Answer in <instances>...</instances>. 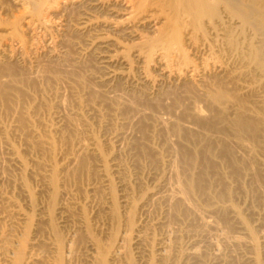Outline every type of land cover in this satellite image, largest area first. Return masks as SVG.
I'll return each instance as SVG.
<instances>
[{
  "label": "bare ground",
  "instance_id": "bare-ground-1",
  "mask_svg": "<svg viewBox=\"0 0 264 264\" xmlns=\"http://www.w3.org/2000/svg\"><path fill=\"white\" fill-rule=\"evenodd\" d=\"M5 1L21 15L0 27V264H264V0H0V14ZM57 10L59 42L72 30L88 44L55 65L33 37ZM135 67L153 91L113 92ZM123 152L164 167L138 200Z\"/></svg>",
  "mask_w": 264,
  "mask_h": 264
},
{
  "label": "rangeland",
  "instance_id": "rangeland-1",
  "mask_svg": "<svg viewBox=\"0 0 264 264\" xmlns=\"http://www.w3.org/2000/svg\"><path fill=\"white\" fill-rule=\"evenodd\" d=\"M5 3H6V6L8 5V11L9 12H6V14L4 13H2V14H0V27L2 26V25H4L6 22H8L9 20H13L15 17H18L19 15H21V10H17V8H15L16 6L13 4L12 5V3L11 2H6L5 1ZM11 3V4H10ZM63 6V5H62ZM12 7V8H11ZM8 13V14H7ZM11 14V16H10V14ZM17 14V15H16ZM61 14H62V11L61 10H57V11H55V12H52V15H51V17L49 16V18L48 19H51V20H49L50 22L52 21L53 22V24H55V29L50 33V34H48L47 35V33H45L44 32V30H39L38 32H37V34L33 37V40L35 39V43L37 44V46L39 45H41L40 47H39V49H40V51L42 52H40L41 53V56H42V58H43V60L44 59H46L45 61H47L49 58V62H51V63H53V61H55V60H57V61H55V65H56V63H60L59 62V60H58V57L59 56H61L62 55V53L64 52V50H65V52L67 53L68 52V54H74V56L73 57H75L76 55H78L79 54V52L81 53V52H83V50H85L86 48L85 47H87V44H88V42L86 41L87 39L86 38H83V37H80V36H76L75 35V33L71 30V32L70 33H68L67 34V36H66V40L68 39H71L70 41H69V44L67 43H60L59 42V40L62 38V37H60L59 35L61 34V32H59V31H61L63 28H62V25L65 23L64 22V18H61ZM2 16V17H1ZM8 16V17H7ZM12 17V18H11ZM72 18H74V17H72ZM74 20V19H73ZM70 25H73V22L72 23H70ZM61 26V27H60ZM42 31V32H41ZM62 34H66V33H63L62 32ZM40 37H39V36ZM41 35L42 36H45V38H48L49 36H51V37H49L48 39H45L44 37H41ZM47 35V36H46ZM26 36H27V34H26ZM38 37V38H37ZM60 37V38H59ZM77 38H79V39H77ZM81 38V39H80ZM50 39H51V41L52 42H50ZM84 39V40H83ZM37 40V41H36ZM39 40V41H38ZM81 40H83V41H81ZM81 41V42H80ZM41 42H43V44L41 43ZM58 42V43H57ZM68 42V41H67ZM79 42H80V44H79ZM83 42H85L84 44H86V45H84L83 44ZM50 43V44H49ZM56 43V44H55ZM70 43H72V47H71V44ZM74 43V44H73ZM83 44V46H82V44ZM127 44L128 42H124V44ZM64 44V45H63ZM65 44L69 47H67L66 46V48H65ZM45 45H46V47H45ZM57 45V46H56ZM70 45V46H69ZM75 45V46H74ZM76 45H77V47H76ZM62 46V47H61ZM85 46V47H84ZM53 47V48H52ZM63 48V49H62ZM76 48V49H75ZM79 48V49H78ZM47 50V52L51 49L52 50V55L50 56V55H48V54H46L47 52H46V50ZM55 51H54V50ZM66 49H67V51H66ZM43 50V51H42ZM45 50V51H44ZM69 50L71 51V52H69ZM79 50V51H78ZM62 51V52H61ZM44 52V53H43ZM61 52V53H60ZM78 52V53H77ZM59 54V55H58ZM70 54V57L73 55H71ZM54 55V56H53ZM46 56V57H45ZM48 56V57H47ZM57 56V57H56ZM89 56V54H87L86 56H84V58L83 59H81V61L82 62H80L81 64H80V66L83 64V67H85V68H82V66H81V68H82V70L83 69H85V71L84 72H86V70H88V72L90 71H93L94 69V72L92 73H88V72H86L87 73V75H93L94 76V78H97V77H99L98 75L100 74V68L102 67L101 65H100V61L98 60V57L95 55V56H90V58L88 57ZM45 57V58H44ZM53 57V58H52ZM48 58V59H47ZM52 58V59H51ZM87 58V60H85ZM47 61V62H48ZM85 63V64H84ZM98 63V64H97ZM96 64V65H95ZM100 67H99V66ZM92 67H93V69H92ZM88 68V69H87ZM99 68V69H98ZM97 70V71H96ZM97 73H99V74H97ZM155 73L156 74H158L159 72L158 71H155L154 69H152L151 71H150V74H151V76H152V78H159V77H157V75H155ZM97 75V76H96ZM138 75H140L139 74V71H138V68H136L135 67V69L133 70V72H132V76H133V80H135V81H129V82H127V81H119V83L118 82H116V83H114L113 85H114V89H113V92H116L117 93V91H118V93L117 94H119V91L120 92H122L123 93V95H126V96H131V95H136L137 93L140 95L141 93H142V91L144 90V91H148V92H150V90L151 91H153V89L150 87V88H148V90H146V89H144V88H142V86H140V85H138L136 82H137V80H138ZM154 75V76H153ZM159 75H160V73H159ZM158 75V76H159ZM96 76V77H95ZM156 76V77H155ZM137 78V79H136ZM96 81V80H95ZM122 82H123V84H122ZM131 82V83H130ZM133 82H135V83H133ZM132 84H134L133 86H132ZM116 85V86H115ZM122 85V86H121ZM137 85V86H136ZM133 88H132V87ZM130 87V88H129ZM117 88V89H116ZM140 88V89H139ZM142 88V89H141ZM124 89V90H123ZM132 89V90H131ZM136 89V90H135ZM117 90V91H116ZM124 91V92H123ZM134 91V92H133ZM129 94H128V93ZM136 92V93H135ZM121 94V93H120ZM137 94V95H138ZM91 122H92V124H93V126L95 127L96 126V122L93 120H91ZM99 131H98V129H97V134H98V136H99V138L101 139V140H106V138H107V136H104V133H102L101 132V134H99L98 133ZM103 135V136H102ZM160 144V142H156L155 143V145L157 146V148L158 149H161V144ZM158 144V145H157ZM160 146V147H159ZM162 155L163 156H166L167 154H165L164 155V152L162 151ZM106 154H108V152H106ZM122 154H123V156H122ZM131 154V155H130ZM132 156V157H131ZM115 157V156H114ZM118 157H122V158H118ZM118 160V161H117ZM134 160V158H133V154L132 153H129L128 154V152H123V153H121L120 155H118L117 156V158H116V161H117V163H121L123 166H125L126 168H127V177H126V182H130V184H131V186L132 185H134V186H132L133 187V193H132V196H133V198L134 199H136V200H138L137 199V197H138V195L140 196V198H141V195L143 196V194H146V193H148V192H152L153 190H154V184H156L157 182H158V180L160 179V177H161V173L163 172V170H164V167L162 168H159L158 169V171L160 172H158L157 171V169L156 168H153V166H151L149 163H146L144 160V164H143V162H142V167H139V168H137L138 166L135 164V162L133 161ZM120 161V162H119ZM133 161V162H132ZM123 162V163H122ZM134 163V164H133ZM129 164V165H128ZM148 164L150 165V166H148ZM147 165V166H146ZM127 166H129V167H127ZM137 166V167H136ZM134 167V168H133ZM136 167V168H135ZM152 167V168H151ZM139 169V170H138ZM141 169H143L142 171H141ZM150 170V171H149ZM153 170V171H152ZM154 171H156V172H154ZM154 172V173H153ZM157 173V174H156ZM152 174V175H151ZM154 174H156V175H154ZM132 175V176H131ZM140 175V176H139ZM117 175H115V177H114V180H113V187H114V191H115V193H116V199H117V202H118V204L120 205V202H119V199H120V197H121V178L120 177H116ZM160 176V177H159ZM139 178H140V180H139ZM153 179H155V180H153ZM140 181V183H139V181ZM157 180V181H156ZM137 181V182H136ZM154 181H156V183L154 182ZM128 182V183H129ZM26 183H27V185L30 187L29 189L32 191V193H33V202H34V204L35 205H38L39 204V202H43L44 200H45V197L43 196L42 197V195L40 196L39 194H37L38 193V190L37 189H39V187L38 186H36V185H38L34 180H32L31 178H27L26 177ZM137 183V184H136ZM5 184H7V183H5ZM4 184V187L5 186H7V185H5ZM140 184V185H139ZM138 185H139V187L141 188L142 187V185H143V187L140 189L139 187H138ZM152 186H154L153 188H151ZM246 187H245V191H246V199H247V201H248V204H252V203H249V199H250V197H251V199H250V202H253V200L255 199L252 195V193H251V190H252V188H251V186L249 185V184H246L245 185ZM32 187V188H31ZM135 187V188H134ZM138 187V188H137ZM33 188H34V190H33ZM135 189V190H134ZM153 189V190H152ZM139 192H138V191ZM145 192H144V191ZM34 191V192H33ZM142 191H143V193H142ZM250 191V192H249ZM16 193H18V192H15V194H14V196H17V197H15L18 201H20V204H22V206H23V209H25L26 208V205H25V202H24V199L22 198V196H19V194H16ZM136 194H138V195H136ZM248 194V195H247ZM252 194V195H251ZM135 195H136V197H135ZM40 198H38V197ZM250 196V197H249ZM21 197V198H20ZM44 198V199H43ZM139 198V199H140ZM254 198V199H253ZM43 199V200H42ZM22 200H23V202H22ZM41 200V201H40ZM236 200V201H235ZM243 202V203H242ZM243 204H244V201H242V199H239V201H238V198L237 199H233V205L237 208V209H239L240 207H241V209H242V207H243ZM258 205H260L259 204V202H257V200L256 201H254V203L251 205L252 207H254L255 209H257V210H259L258 209ZM257 206V207H256ZM95 208V209H94ZM93 208V211H92V217L94 216V214H95V216H97V218H99L100 217V221L98 220V222H99V228H98V231L97 230H94L93 231V233H94V236L95 237H97V239H99V240H106L107 238H106V235H105V231L108 229V227H109V225H108V222H107V218L106 217H104V216H106L105 214H103V213H99L98 214V212L100 211V209L98 208V207H94ZM160 208V209H159ZM260 208V207H259ZM156 209V208H155ZM160 210V212H159V210ZM26 210H27V208H26ZM99 210V211H98ZM158 210V211H157ZM156 211V212H155ZM155 211H153V209H152V211L150 212V217L148 216V218L150 219V221H154L155 219H159V217H163L164 215V209H163V207L161 208V207H158ZM262 211V210H261ZM159 212V213H158ZM163 212V213H162ZM90 213V212H89ZM103 214V215H102ZM153 214V215H152ZM155 214V215H154ZM158 214H159V216H158ZM162 214V215H161ZM35 215V214H34ZM245 216H244V218L247 220V222H248V224L249 225H251L252 227H253V225H255V220H254V217H253V219H251L252 218V216L250 217V215H248V214H244ZM102 216V217H101ZM153 216V217H152ZM156 216V217H155ZM158 217V218H157ZM250 217V218H249ZM101 218H103V219H101ZM152 218V219H151ZM154 218V219H153ZM256 219V218H255ZM252 220H253V222H252ZM250 221V222H249ZM105 222V223H104ZM101 223V224H100ZM106 223H107V225H108V227L106 228ZM252 223V224H251ZM179 224V223H178ZM105 227V228H104ZM173 227L175 228V227H179V226H175V225H173ZM101 228V229H100ZM101 230H102V232H101ZM158 231V232H157ZM101 232V233H100ZM99 234V235H98ZM161 234H163V230L161 231V229H156V232H155V235H154V239H155V241H158V240H160L161 238H162V235ZM161 235V236H160ZM104 238V239H103ZM160 238V239H159ZM134 242H132L131 243V246H130V250L132 251V253H131V255H132V257L134 258V260H135V256H134V254L136 253V251H134L133 249L134 248H136V246L133 244Z\"/></svg>",
  "mask_w": 264,
  "mask_h": 264
}]
</instances>
